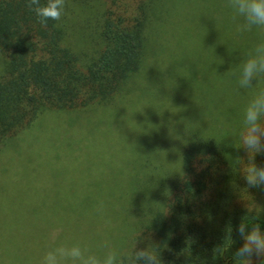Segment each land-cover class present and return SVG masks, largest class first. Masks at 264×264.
<instances>
[{"label": "trees", "instance_id": "obj_1", "mask_svg": "<svg viewBox=\"0 0 264 264\" xmlns=\"http://www.w3.org/2000/svg\"><path fill=\"white\" fill-rule=\"evenodd\" d=\"M188 2L66 0L62 19L43 26L27 0H0V154L46 114L89 115L115 100L143 69L157 28L172 25L179 43L201 42V16ZM234 17L226 16L221 33L224 46L241 49L222 72L230 97L239 64L264 38L256 28L238 32L243 19ZM213 74L209 82L220 77ZM230 97L207 105L205 124H194L195 118L191 128H178L182 142L175 159L166 145L174 135L158 138L147 154L134 155L124 183L104 193L103 211L86 210L108 230L121 231L118 252L130 251L141 234L138 247L156 243L164 264H232L231 253L242 243L234 234L227 258L214 251L230 243L228 228L243 219L264 229V190L247 186L235 163L237 146L217 125ZM256 159L264 164V156Z\"/></svg>", "mask_w": 264, "mask_h": 264}, {"label": "rangeland", "instance_id": "obj_2", "mask_svg": "<svg viewBox=\"0 0 264 264\" xmlns=\"http://www.w3.org/2000/svg\"><path fill=\"white\" fill-rule=\"evenodd\" d=\"M188 3L200 13L201 42L195 37L192 44L179 43L172 25L157 28L143 69L115 100L89 115L46 114L0 154V264H38L48 248L60 243L90 246L98 256L106 243L117 250L121 231L108 230L86 210L104 207V193L124 183L134 155L147 154L149 145L161 142L158 138L174 135L166 145L175 159L182 142L178 128H191L195 118L194 124H205L207 105L230 97L222 72L241 49L224 46L221 33L226 16L235 14L228 0ZM188 14L181 11L183 17ZM209 73L220 77L209 82ZM232 86L227 116L217 125L238 147L251 93ZM238 153L247 159L243 149ZM59 226L63 231L53 241L51 233Z\"/></svg>", "mask_w": 264, "mask_h": 264}, {"label": "clouds", "instance_id": "obj_3", "mask_svg": "<svg viewBox=\"0 0 264 264\" xmlns=\"http://www.w3.org/2000/svg\"><path fill=\"white\" fill-rule=\"evenodd\" d=\"M66 0H27V7L38 18V22L47 26L48 21L62 19ZM227 6L243 23L237 26L238 32H250L258 29L264 35V0H228ZM238 90L251 93V98L243 109V131L240 144L247 155L244 160L237 156L235 163L242 168V176L249 188L264 190V164H258L256 157L264 156V38L248 51L246 58L238 66ZM98 211H103V204ZM63 231L62 226L51 233V239L57 240ZM238 237L241 245L231 253L232 264H264V229L261 225L248 224L241 220L234 227L228 228L230 243L227 247H217L216 256L227 258L231 245ZM142 242L141 234L135 239L130 251L118 252L110 244L104 245V253L98 256L87 246L80 243H60L54 245L42 255L38 264H164L160 246L149 242L145 247H138Z\"/></svg>", "mask_w": 264, "mask_h": 264}]
</instances>
